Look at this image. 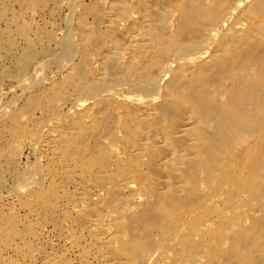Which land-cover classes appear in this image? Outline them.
<instances>
[{
    "label": "bare ground",
    "instance_id": "6f19581e",
    "mask_svg": "<svg viewBox=\"0 0 264 264\" xmlns=\"http://www.w3.org/2000/svg\"><path fill=\"white\" fill-rule=\"evenodd\" d=\"M52 1L55 15L59 0H0V50L25 39L12 73L64 70L36 91L24 83L22 106L0 115V193L17 174L24 122L41 111L45 173L26 171L15 193L28 191L22 204L38 226L67 236L69 222L83 264H264V0H91L58 54L22 22ZM16 216L0 210L2 250L70 264L33 245L39 230Z\"/></svg>",
    "mask_w": 264,
    "mask_h": 264
},
{
    "label": "rangeland",
    "instance_id": "374dc122",
    "mask_svg": "<svg viewBox=\"0 0 264 264\" xmlns=\"http://www.w3.org/2000/svg\"><path fill=\"white\" fill-rule=\"evenodd\" d=\"M56 1V0H55ZM60 1V4H61V7H60V9L55 13V15H54V13H51V15H50V11H47V10H49L50 9V7L51 6H53V1L52 2H50V6L49 7H47V8H45V10L44 9H41V10H37V9H30V10H27L26 12L28 13H26V14H24V16H25V20L23 19V23H26V25H27V27L29 28V35H28V37H31V39H36L37 40V37H35L36 35H34V33H33V29H37L36 30V32L38 31V30H42L43 29V31L42 32H45V37L43 36L44 35V33H42L41 32V36L43 37V38H41V36L39 35V33H38V35L40 36V38H39V41L41 42V45H45V46H47V47H50V49L49 50H53L52 52L54 53V54H58V53H60L61 52V47H60V41H61V38H62V36H65V34L68 32V31H70V32H73V28H74V21H75V19H76V17H77V14L80 12V8H83L84 6H86V5H89L90 3H91V0L89 1V0H59ZM124 1V0H123ZM126 1V0H125ZM106 2H110V0L108 1V0H106ZM51 3H52V5H51ZM81 3H84V4H81ZM87 3V4H86ZM12 4H14V6L12 7V8H14V9H12L13 10V12H19V11H21V10H23V9H26V8H23L19 3L17 4V3H15V2H13ZM83 6H81V5ZM21 6V7H20ZM74 6H75V8H74ZM17 8V9H16ZM49 8V9H48ZM16 9V10H15ZM20 9V10H19ZM45 12H43V11ZM79 10V11H78ZM82 10V9H81ZM40 11V13L38 14V12ZM78 11V12H77ZM33 12H34V15H33ZM36 12V13H35ZM48 12V13H47ZM74 13V14H73ZM26 15H27V17H26ZM53 15V16H52ZM30 16V17H29ZM32 16H33V18H32ZM35 17V18H34ZM75 17V18H74ZM31 18V19H30ZM72 18H73V21H72ZM27 19H29V21H27ZM32 20V21H31ZM34 20V21H33ZM27 21V22H26ZM31 21V22H30ZM89 21H91V18H90V20ZM2 22V23H1ZM35 22V23H34ZM5 23V24H4ZM67 23V24H66ZM69 23V24H68ZM0 29L1 30H5V29H7L8 27L6 26V21H4V20H1L0 21ZM4 24V25H3ZM43 24H45V25H43ZM73 24V25H72ZM35 25H37L38 27L37 28H34V27H36ZM45 26V28L47 29H45V31H44V27ZM51 26V27H50ZM50 27V28H49ZM4 28V29H3ZM32 28V29H31ZM52 28H54V29H52ZM51 29L53 30V31H51ZM104 29V27L102 28V30ZM34 30V31H35ZM68 30V31H67ZM49 31V32H48ZM35 32V33H36ZM31 33V34H30ZM32 33H33V35H32ZM120 33V32H119ZM13 34H14V32H13ZM47 34V35H46ZM30 35H32L33 36V38H32V36H30ZM15 36V40H14V47L18 50V48H20L17 52H16V49L13 47V49L15 50H13V52H11L10 54L8 53V52H5V51H7L5 48V50H0V60H2L1 61V63L3 64H1L2 65V67L5 65V67H1V69H6L5 71L7 72V76L6 77H3V78H1L0 79V115L2 116V115H4V113L6 112V111H4L6 108H9V111H15V110H17V109H19V107H21L22 106V102H24L23 100H24V96H22L21 94H22V91H23V89H25L27 86H25V84H28V82L29 81H32L33 82V85L32 86H34L33 87V91H36V89L37 90H39V89H41L42 88V86H43V83L45 84L46 82V84H54V82H55V80H57L56 81V83H58L61 79H62V76H63V72H64V70H58L57 68V66L56 65H46L45 67H44V70H42L41 72H39V75H38V73L36 74L35 73V71H34V65L28 70V72L30 73H28L27 72V77H25V79L23 80V79H19V78H17L16 77V75H15V73H12V71H15V68L13 69V66H14V63H13V61H12V59H13V55H14V53H19L20 51H21V48L24 46V44H25V42H23V41H25V39L24 38H19L18 36L16 37V35H14ZM38 36V37H39ZM51 37V38H50ZM117 37H121V34H117ZM23 39V40H22ZM44 39H46V40H48V41H44ZM50 39V40H49ZM116 39V38H115ZM115 39H113V40H115ZM42 40V41H41ZM113 40L111 41V42H113ZM47 42V43H46ZM59 43V45H58V43ZM45 43V44H44ZM50 43V44H49ZM53 43H55V44H53ZM50 46H49V45ZM16 45V46H15ZM40 45V46H41ZM55 51V52H54ZM5 52V53H4ZM57 56V55H56ZM126 57H124L123 59H121V61L123 60L124 61V63H128V62H130V59H131V55H125ZM10 57V58H9ZM71 58H73V56H71ZM9 60H10V62H9ZM12 62V63H11ZM10 64H12L13 66H11ZM36 66H38V65H36ZM55 66V67H54ZM49 67H51L52 68V70L49 68ZM101 67H102V65H101V62L99 61L97 64H95L94 65V68L95 69H97V70H100L101 69ZM54 68V69H53ZM48 69H49V71H48ZM12 70V71H11ZM32 71V72H31ZM50 74H49V73ZM47 73V74H46ZM54 73V74H53ZM37 75V76H36ZM49 75V76H48ZM57 75V76H56ZM40 78H39V77ZM120 77V76H119ZM16 78V79H15ZM31 78V79H30ZM48 78V79H47ZM56 78V79H55ZM38 79H43L42 81H43V83H42V81L40 80V81H37ZM47 79V80H46ZM17 80H19V81H17ZM51 80H53V81H51ZM21 81V82H20ZM35 82H37V83H35ZM51 82V83H50ZM11 83V84H10ZM25 83V84H24ZM34 83H35V85H34ZM55 83V84H56ZM22 84V85H21ZM39 84V85H38ZM42 85V86H41ZM57 85V86H56ZM55 86L56 87H54V90H53V93H54V91H55V96H56V98H58V97H63V95H62V93L60 92L61 90L58 88V84H56ZM37 86V87H36ZM40 87V88H39ZM39 88V89H38ZM56 88V89H55ZM58 93H57V92ZM24 93V92H23ZM57 93V94H56ZM60 93V94H59ZM20 95V96H19ZM61 95V96H60ZM21 97V98H20ZM3 99V100H2ZM45 99V98H44ZM43 99V100H44ZM18 102V103H17ZM8 105H7V104ZM15 103V104H14ZM44 103L46 104L47 103V100L45 99L44 101H42V104L44 105ZM19 104H21V105H19ZM71 104V103H70ZM16 105H19V106H16ZM69 108H70V105L68 106ZM12 108H13V110H12ZM16 108V109H15ZM69 108H65V110H64V108H63V110L61 111V114H63V115H70V116H72V115H74V116H76V113H74L73 111H71ZM66 111V112H65ZM40 113V114H39ZM65 113V114H64ZM72 113V114H71ZM42 114H43V112H42ZM41 114V111H38L37 112V115L35 116V118H33V119H31V121L29 120V121H25L24 123V125L22 126V134H23V137H22V139H21V142H23V143H21L20 142V145H19V153L17 154V158H16V161H17V174L19 175V177H18V175L16 174H9V176L8 175H5V178H4V183H7V184H9V185H7V184H4V188H3V192L1 191V193H0V201H1V199H3L1 202H0V210H3V211H6V210H9V211H12L14 214H15V216H16V214L18 215V214H21V215H19V217L18 216H16L19 220L20 219H22V220H20V222H21V224H27V223H29V224H32L31 226H32V228L35 230V228H36V231L37 230H39L38 232H39V235L37 236V237H32L33 236V234L36 232V231H34V230H32V232H31V237H32V243H33V245H35V246H40V245H42L43 247H44V250H45V253L46 254H48V256L50 257V259L52 260V261H54V257H55V259L58 261L59 260V257H60V255H62V254H65V256L68 258V259H70V264H83L81 261H79V259H78V256H76V255H78V253L74 250V252H73V248H72V243H71V241H70V239H69V236H70V234L72 233L71 231H70V225H69V222L68 221H66V220H64V221H62L63 223V235L64 234H67V236L66 235H64V236H62V235H60L59 233H57V231H55V228L53 227L54 225H53V222H51L52 224H50V223H47L46 225H45V227H41V226H38L37 224H38V222L37 221H39V220H37L36 218L38 217V215H36V214H29L28 212H27V210L25 209V207H23V204H22V202H24L25 200L24 199H26L27 198V195H28V191H24V190H22L21 192H20V194H16L15 193V190L16 189H18L19 187H21L22 185H20V180H21V176L24 174V173H26V171H28V170H30L31 168H37V169H40V171L42 172H44L45 173V169H46V164H47V161H46V159H45V154H44V148L42 147V145H41V140H42V136L39 134V130H38V132H36V130L38 129V127H39V123H40V120L39 119H41L42 118V115ZM41 116V117H40ZM39 117V118H38ZM37 118V119H36ZM49 118V117H48ZM43 119L45 120V118H44V116H43ZM33 120H35V121H33ZM32 122H33V124H32ZM64 122H65V120H64ZM32 124L31 126L30 125H28V124ZM36 123V124H35ZM91 123V121H87V124H90ZM27 126V127H26ZM34 130H33V129ZM27 129V130H26ZM29 129V130H28ZM33 131H35V132H33ZM27 133V134H26ZM35 133V134H34ZM27 135V136H26ZM25 136V137H24ZM32 136V137H31ZM23 138H24V140H27V142L25 141H23ZM30 138H32V139H30ZM37 138V139H36ZM41 139V140H40ZM30 142V143H29ZM25 143V144H24ZM34 145H33V144ZM22 144V145H21ZM24 145V146H23ZM35 146V147H33V146ZM21 146H23V147H21ZM29 148H28V147ZM40 146V147H39ZM40 148L41 150H42V148H43V152L39 149V151H38V149ZM30 149V150H29ZM23 150V151H22ZM22 153V155L20 156L19 154H21ZM37 153H38V155H37ZM42 153V154H41ZM44 154V155H43ZM19 156H20V158H19ZM18 158H19V161H18ZM36 159V160H35ZM42 159H44V160H42ZM39 160V161H38ZM42 160V162H40ZM44 161H45V163H44ZM38 163H39V165H38ZM43 163V164H42ZM37 165V167H36V165ZM40 166V167H39ZM20 167V168H19ZM20 169V170H19ZM43 169V170H42ZM42 172V174H44ZM14 176H15V178H14ZM10 178V179H7V178ZM43 178H42V180L44 181H42L43 182V184L44 185H46V186H48L50 183H51V181L50 180H48L47 179V176L46 177H44V176H42ZM14 180H13V179ZM49 178V177H48ZM10 180V181H9ZM13 180V181H12ZM18 180V181H17ZM7 181V182H6ZM47 183V184H46ZM8 186V188H7V186ZM19 186V187H18ZM14 187H16V188H14ZM6 189H7V193H5L6 192ZM4 193V194H3ZM9 195H10V197H9ZM26 195V196H25ZM9 198V199H8ZM11 198H13V199H11ZM4 199H7V200H4ZM5 201H6V203H5ZM7 201H9V202H7ZM15 202V203H14ZM4 204V205H3ZM6 204H7V207H6ZM15 204V205H14ZM13 205V206H12ZM9 207V208H8ZM12 207H14L13 209H12ZM23 207V208H22ZM12 210H11V209ZM25 210V211H24ZM24 212H25V214H24ZM28 213V214H27ZM75 214H76V212H75ZM25 215H28L27 217H25ZM73 215V214H72ZM34 217V218H33ZM28 219V220H27ZM39 219V218H38ZM25 220V221H24ZM37 220V221H36ZM37 222V223H36ZM49 224V225H48ZM66 225V227H64L65 225ZM52 226V227H51ZM38 228V229H37ZM41 228H42V233H41ZM52 228H54L53 230H52ZM64 229H65V231L66 232H64ZM68 229H69V232H68ZM46 231H47V233H46ZM49 232V233H48ZM71 232V233H70ZM47 234V235H46ZM69 234V235H68ZM44 235V236H43ZM50 236V237H49ZM61 238H60V237ZM41 239H40V238ZM66 239H65V238ZM68 237V238H67ZM54 238V239H53ZM59 238V239H58ZM62 238H64V239H62ZM36 241H35V240ZM40 240H41V243H40ZM45 241V244H44V241ZM47 240V241H46ZM61 240V241H60ZM63 241V242H62ZM19 242V243H18ZM20 242L21 241H19V240H17V244H20ZM35 242V243H34ZM47 242V243H46ZM65 242V243H64ZM66 242H67V244H66ZM68 242H69V244H68ZM38 243V244H37ZM61 243H63L62 245H61ZM21 244H22V242H21ZM50 244V245H49ZM64 244H66V245H64ZM49 245V246H48ZM60 245V246H59ZM51 246H53V247H51ZM56 246V247H55ZM50 247V248H49ZM61 247H63V249H65V250H63ZM67 247V248H66ZM56 250H55V249ZM72 250H71V249ZM3 249V247H1L0 246V257L2 256L3 257V263L4 264H21L20 262H22V264H44V260H43V258L40 256V255H37L35 258H36V260H34V261H30L27 257H23L22 255H19L16 251H14V250H12V249H10V250H7V249H4V250H2ZM68 249L69 250H71V251H69L68 252ZM55 250V251H54ZM58 250V251H57ZM61 250V251H60ZM10 251V252H9ZM4 254H3V253ZM51 252H54V254H51ZM56 252V253H55ZM58 252V253H57ZM50 253V254H49ZM66 253H68V254H66ZM73 253V254H72ZM8 254V255H7ZM11 254V255H10ZM14 254V255H13ZM59 254V255H58ZM18 255H19V257H18ZM74 255V256H73ZM6 256V257H5ZM39 256V257H38ZM1 257V258H2ZM16 257V258H15ZM41 257V258H40ZM53 257V258H52ZM73 257V258H72ZM77 257V258H76ZM6 258V259H5ZM9 258H10V260H9ZM73 260H72V259ZM14 259V260H13ZM26 259V260H25ZM38 259H40V260H38ZM24 262H23V261ZM43 260V261H42ZM19 261V262H18ZM27 261H28V263H27ZM79 263H78V262ZM72 262V263H71ZM92 264L94 263V264H97V263H95V262H91Z\"/></svg>",
    "mask_w": 264,
    "mask_h": 264
}]
</instances>
